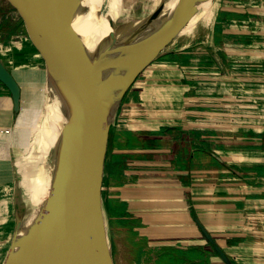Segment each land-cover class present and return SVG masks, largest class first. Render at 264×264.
Listing matches in <instances>:
<instances>
[{"label":"crops","instance_id":"1","mask_svg":"<svg viewBox=\"0 0 264 264\" xmlns=\"http://www.w3.org/2000/svg\"><path fill=\"white\" fill-rule=\"evenodd\" d=\"M2 1L0 58L21 98L16 111L0 81V264L24 201L22 177L38 168L25 159L44 54L18 0ZM150 1L122 0L115 23ZM214 21L210 36L145 64L110 124L103 215L131 264H227L202 228L232 264H264V0H218ZM47 127L33 143L45 168L59 139L49 146Z\"/></svg>","mask_w":264,"mask_h":264},{"label":"water","instance_id":"2","mask_svg":"<svg viewBox=\"0 0 264 264\" xmlns=\"http://www.w3.org/2000/svg\"><path fill=\"white\" fill-rule=\"evenodd\" d=\"M204 1L180 0L171 11L169 26L138 38L117 36L112 17L104 20L103 13L93 12L80 0H18L45 56L48 52L53 61L75 71L77 95L67 107L45 193L28 219L19 214L3 264H87L93 259L96 264H107L98 247L97 219L109 226L103 215L100 187L111 124L106 119L110 82L125 46L154 52L156 59ZM101 27L106 31L97 38L95 32ZM61 36L71 42V48L58 46ZM0 81L11 92L15 110L19 111L21 87L1 58ZM202 231L220 257L232 264L209 232L205 228ZM108 252L113 264L109 242Z\"/></svg>","mask_w":264,"mask_h":264},{"label":"bare ground","instance_id":"3","mask_svg":"<svg viewBox=\"0 0 264 264\" xmlns=\"http://www.w3.org/2000/svg\"><path fill=\"white\" fill-rule=\"evenodd\" d=\"M80 1L83 6L90 8V10L98 14H101L100 10L104 5H106V11L103 13L104 20H106L107 17H112L113 19L116 18L118 13L122 11L123 7L121 5L122 0ZM152 1L154 2V8L151 12L142 13L135 18H131L125 21L117 28L116 32L125 25H131L132 30L129 32L128 35L137 36L138 38H145L153 34L162 32L167 26H169L171 11L180 0H165V4L163 6H161L162 4H160L159 0ZM217 7L218 0H205L204 2H202L199 5V8L195 15L192 17L186 27L182 29L180 34L184 36H189L190 39H192L191 36L193 32L200 24H203L205 28H208L215 19ZM153 19L155 20L152 23V26L147 31L140 30L139 23L141 24L142 22ZM105 31L106 30L103 27L97 29L95 32L96 37H100ZM84 32L85 34H87L88 39V32ZM57 41L58 46L63 50L72 47L71 42L64 36L58 38ZM88 43L90 46L93 45L92 42ZM125 48L126 51L119 58L114 77L112 78L109 86L106 112V119L108 121L114 118L121 97L130 82L132 81V79L145 64L154 59V57L156 56V53L151 51H145L138 48H133L131 46H125ZM46 70H48V68H46ZM46 77H48L46 86H49L51 83L58 84L50 104L47 105L50 110H53V115L48 120V127L47 130H45L44 132L47 138V143L49 144V146H52L56 143V140L59 138L58 136L60 135L62 125L65 121V116L62 115L61 112V108H63L64 104L62 97H65L66 99L72 101L77 95V89L75 86L76 73L71 69L63 67L57 61H53L52 66ZM41 105H45V103L41 101ZM49 168L50 166L47 168H45L44 166H38L36 170L24 172V177H22V196L26 201L25 219L29 218L35 205L45 193ZM108 237L109 234L106 225L104 222H102V219L99 217L97 219L98 247L99 251L106 259L107 264H110L108 252ZM87 264H96V261L95 259H93L90 263Z\"/></svg>","mask_w":264,"mask_h":264},{"label":"rangeland","instance_id":"4","mask_svg":"<svg viewBox=\"0 0 264 264\" xmlns=\"http://www.w3.org/2000/svg\"><path fill=\"white\" fill-rule=\"evenodd\" d=\"M2 2L5 4V0ZM148 5H150V7L144 8V11H145L144 13H149L154 8V2H152V1L148 2ZM100 11H101V13H104L106 11V5H104ZM191 19H192V17H191ZM154 20L155 19L142 22L141 24L139 23L140 30L141 31H147L152 26V23L154 22ZM214 22L215 21H213V23L208 28H205L203 26V24H200L195 29V31L193 32V34L191 36L192 37L191 41H189L190 40L189 36H184L181 34L177 35L174 38V40L167 47H165V49H163L160 53H158L157 56L159 57L161 55H167V54H169L168 52H171L172 50L179 49L183 46H189V45H192L194 42H198L202 39H205L206 37L211 35V30L214 28ZM119 26H120V23H117L116 28H118ZM131 30H132L131 25H125V26L121 27L116 32V34H117V36L128 35ZM125 51H126V48H125ZM123 53L121 54V56L123 55ZM52 63H53V58L49 55V53L46 52V56H45V54H43L41 69H40L39 73L37 74L36 80L34 81V87L35 88L33 87L32 96L29 99V101H32L33 104L35 102H37V105H36L35 109L31 110L32 118H35V120H36L35 121L36 126L34 127L33 137L31 136L32 137L31 138V145L29 146V148L26 152L27 156H26L25 161H26V164H28V165H33L34 163H36L37 166L40 165V162L38 161V157L40 156V154L36 150L37 146L35 147V145L33 143H36L37 138H38V132L41 131V128L44 126V124L47 123L48 119H50V117H52V115H53V110H50V108L47 105L50 104V102L53 98V95L57 89L58 84H52L51 83L49 86H46L47 85L46 82H47V78H48L46 76L48 75V72L52 66ZM46 68H48V70H46ZM62 98H63L64 104H63V108H61V112H62V115L65 116L66 111H67V107L70 103V100L66 99L65 97H62ZM41 101H43L45 103V105H41ZM117 111H116V113H117ZM116 115L117 114H115L114 118L112 120H110L109 123L111 122V124H112L113 121H115ZM55 149H56V145L50 151V154L46 160L47 167H49L52 163L53 156L55 153ZM34 166H35V164H34ZM34 166H32V167H34ZM25 209H26V201L21 200V202L19 203L18 212L20 214L21 213L25 214ZM107 230H108V234H109V237H108L109 241L108 242H109V249H110V254H111V258H112V263L113 264H131L130 258L128 256V250H125L124 252L119 250L117 242L114 243V240H113L109 226L107 227Z\"/></svg>","mask_w":264,"mask_h":264}]
</instances>
